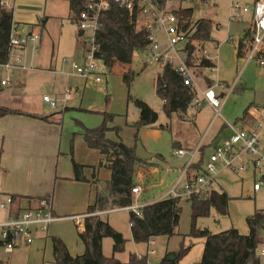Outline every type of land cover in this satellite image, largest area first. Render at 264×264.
<instances>
[{"label": "rangeland", "instance_id": "obj_1", "mask_svg": "<svg viewBox=\"0 0 264 264\" xmlns=\"http://www.w3.org/2000/svg\"><path fill=\"white\" fill-rule=\"evenodd\" d=\"M231 1L246 4L252 3L253 0H188L182 3L172 0L168 5L169 10L192 9L191 23L193 24L201 19H209L214 23L211 42L207 43L206 50L211 55L215 68L203 69L201 77L195 78L194 83L198 98L208 89L209 84L214 85L216 81L224 85L222 89L213 88L216 94H219L220 90L228 92L226 85L236 86L222 106L221 116L218 118L215 117L214 109L204 103L199 106L193 104L188 110L187 120L182 121L178 116L169 119L164 113L163 102L155 91V80L164 64L151 60L145 63V57L140 53L134 54L132 63L128 66L117 64L110 70L104 67L102 74L98 75L101 79L100 83H96L94 75L80 77L74 74L71 65H64L63 61L81 64L83 50L79 43L80 38L78 39L77 36L78 26L72 22L69 3L65 0H15L12 11L13 20L19 26L21 35L26 36L27 32H32L33 35L38 36V39L34 43H28L25 50L13 51L10 64H14L18 56H22L19 64L22 67L3 68L4 75H10L13 79L12 87L5 91L24 92L23 95H13L9 104L23 112L49 115L63 112V107L51 108L43 102L44 96L59 100L67 90L74 91V100L69 102L67 105L69 110L62 116V124L72 129L74 160L87 166L86 176L89 180L92 177V167L95 166L97 179L103 186L109 179L110 173L106 168L97 167L98 152L84 144L79 132L85 127L95 129L103 124L110 129L116 128L118 132L116 130L108 132L107 137L110 140L117 141L120 138L119 140L122 139L128 146L140 143L148 151L155 152L164 158L163 161L156 160L158 167L155 171H147L142 181L143 189L139 201H135L134 204L150 203L164 195L178 180L179 169L186 161V158L183 160L176 156L177 149L173 148L174 140L179 141L182 147L188 150H193L198 145L204 146L205 163L215 149L223 146L233 134L230 125H233L236 130L241 128L238 120L242 118L243 111L250 105L253 107L264 104V68L257 64L256 59L248 62L246 59L237 60L234 51L237 39L241 37L244 29L250 26V17L245 14L237 19H231ZM43 23L44 26L41 29ZM229 36L233 37V40H229ZM155 37L164 44L165 48H168L165 44V36L161 32L155 33ZM180 48L179 45L176 50ZM182 50L183 48L180 49ZM173 55L171 52L169 58L174 65H177L178 59ZM126 71L134 73L130 86L123 78ZM139 100L149 105L158 114V123L155 127L141 129L136 139L132 125L140 118V111L136 105ZM10 151L3 156L5 158L2 162L9 171L5 181L6 190L12 194L16 191L24 193L28 188H37L38 180L40 179V183L43 182L45 176L51 175L54 179V157H51L45 142L33 138H19L18 148ZM199 156L200 154L197 155L196 161L199 160ZM243 158L245 163H249V157ZM59 159L58 171L64 174L65 170L72 168L71 157L69 154L62 153ZM50 160L51 163L46 168L44 164ZM137 172L136 169L135 177ZM253 172L254 170L249 166L244 173H234L228 168L220 167L215 173L211 188L224 190L229 196L228 214L222 216L215 210H211L207 217H199L194 224L191 204L186 199H182L181 217L176 234L170 238L156 237L154 245L138 244L132 240L129 210H113L104 213L101 216L102 220L111 224L126 240L124 251L115 254V258L126 263L131 255L143 256L155 250L156 255L149 257V260L152 264H156L165 256L175 258V255L187 249L188 252L181 257L179 264H197L202 259L205 241L202 238L191 237L193 228L208 230L212 234L234 228L240 234L248 235L250 229L247 219L255 212H264V182L260 184L259 176H255ZM256 182L260 184V188L254 191ZM69 185L71 184H65L60 189L59 197L57 201L55 200L57 209L69 206L73 202L75 206V201L81 197L80 190H73ZM85 189H87L84 195L85 200L90 197L94 200L93 188L87 184ZM50 190L53 191V181L50 184ZM53 193L56 196V191ZM8 197L10 196L0 195V202ZM85 202L82 205L79 204L81 208L77 210L73 208L72 211L71 208L66 207H64L65 211L59 210L58 214L62 218L53 222L48 232L32 227V243L23 242L13 250L19 264H28V253L33 249L37 251L31 263L32 260L36 264L51 262L53 260L51 237L53 236L61 237L71 254H83L84 247L77 236V223L70 217L85 212L87 207ZM6 214H8L7 211H0V224L4 222ZM113 245L112 239L103 240L105 257L113 256ZM260 258V264H264V257Z\"/></svg>", "mask_w": 264, "mask_h": 264}, {"label": "trees", "instance_id": "obj_2", "mask_svg": "<svg viewBox=\"0 0 264 264\" xmlns=\"http://www.w3.org/2000/svg\"><path fill=\"white\" fill-rule=\"evenodd\" d=\"M69 3L71 20L76 23V17L85 9L88 0H65ZM185 2L188 0H177ZM1 2V0H0ZM180 22L181 30L187 34L188 42L183 47V57L186 65L193 69L194 78L199 77L203 69L215 68L213 61L205 58L204 51L207 43L211 42V31L213 22L209 19H201L191 23L193 10L182 9L171 10ZM45 22V21H44ZM44 23L41 25L43 28ZM18 25L13 20V12L0 6V65L8 64L11 60L13 50L11 49V37ZM78 31V37L81 39ZM251 32L247 29L242 38L237 42V58H247L251 50ZM83 47H84V42ZM98 51L96 57L100 59L108 70L117 64L128 66L132 63L134 54L142 53L148 48L149 32L140 29L136 25L135 16L118 6H114L108 16L100 23L96 34ZM131 71L123 74L125 83L130 86L132 80ZM155 91L163 102L165 115L170 119L178 116L182 121L196 98V88L184 84V79L171 65L163 67L161 73L155 80ZM140 111L139 121L132 125L135 129V138L143 128L155 127L158 123V114L146 103L139 100L136 102ZM196 105V104H195ZM248 109L240 120L247 116ZM22 114L21 111L0 109V116L5 114ZM33 117H37L33 115ZM47 121V117H41ZM164 129L163 126H161ZM111 130L105 124L95 129H85L84 140L89 148L100 153L99 168H106L111 172L109 181L101 182L93 179L97 186V194L92 205L88 206L83 227L78 230L79 241L84 246L82 255L73 256L65 243L56 237H52L53 256L55 264H152L149 256L131 255L128 262L123 263L115 258V254L124 251L126 240L109 223L102 220L98 212L113 209L126 208L134 204L132 189L136 187L135 172L138 165L144 164L137 157L136 146H128L123 140L113 141L107 135ZM138 140H136L137 142ZM180 143L173 141V148L178 149ZM204 146L199 148V160H194L186 172L187 182L195 184L197 176L204 173ZM197 157V156H196ZM196 159V158H195ZM86 166L73 161V177L75 182L88 183L84 176ZM95 169V168H93ZM100 187V188H99ZM100 189V190H99ZM12 198L11 211L17 217L21 214L20 202L23 197L10 196ZM182 199L191 204L193 223L199 217H207L211 210L225 216L228 214L229 196L224 190L210 189L207 193L195 194L185 197H167L155 203L146 205L142 209V217H135L130 212L129 223L132 240L135 243H150L159 236L172 237L176 234L181 217ZM250 229L248 235H242L237 229H230L218 234H212L208 230H197L193 228L191 237L204 239V250L202 259L197 264H260L261 255L259 249L264 242V212H255L247 219ZM113 240V256L107 258L103 254V240ZM0 246L3 243L0 241ZM188 252L183 249L173 260L165 256L156 264H179L180 259ZM0 264H2L0 262Z\"/></svg>", "mask_w": 264, "mask_h": 264}, {"label": "built area", "instance_id": "obj_3", "mask_svg": "<svg viewBox=\"0 0 264 264\" xmlns=\"http://www.w3.org/2000/svg\"><path fill=\"white\" fill-rule=\"evenodd\" d=\"M13 1V2H12ZM172 0H88L84 10L76 17V24L81 39L84 42V62L82 64L72 63L73 72L81 77L88 75L96 76V83H100L101 79L98 75L104 71V65L100 59L96 57L98 46L96 44V34L100 27V23L108 16V13L114 6L125 9L135 16L136 25L140 29H145L149 32L150 44L146 51L140 53L145 57V63L149 60L160 62L164 66L171 65L176 72L181 74L184 79V84L195 87L194 71L186 65L183 57V52L180 49L188 42L187 34L181 30L178 16L169 10L168 5ZM14 0H1L0 6L6 10H12ZM250 17V32L251 50L247 56V61L256 59L257 64L264 67V0H253L252 3L241 4L238 1H231L230 18L237 19L242 15ZM161 32L165 36V44L155 37V33ZM38 36L32 32H27L26 36H22L14 30L11 37V49L25 50L28 43L37 41ZM229 40H233L229 37ZM181 46L179 50L176 47ZM36 48V47H35ZM178 59V64L174 65L169 58L170 53ZM139 54V53H137ZM206 59L213 61L211 55L204 51ZM22 61V56H18L14 64L0 65L3 68H20L19 64ZM68 64L66 60L63 61ZM213 70V69H212ZM9 78H2L0 72V86L5 87L10 85ZM196 88V87H195ZM75 97V92L67 90L61 99L56 100L49 96H44L43 101L51 108L59 106L66 108L67 104ZM196 105L207 103L215 111V117L220 116L223 101L215 93L213 87L201 93V97H196L194 100ZM233 130V134L223 144L215 149L209 160L205 163L204 173L197 176L195 184L190 185L184 183L181 185V180L170 190L168 197H185L200 193H207L211 189V184L214 180L215 173L220 167L228 168L234 173H244L247 166L254 170V175L259 176L260 184L264 182V106L257 108V117L253 125L236 130L233 125L229 126ZM200 146L191 154H189V162L186 164L183 175H186L187 169L193 163L196 156L199 154ZM188 153L184 150L176 151V156L180 159L186 157ZM249 157V163H245L243 157ZM259 183L254 184V191L259 190ZM134 195L141 193V188L136 186L132 189ZM12 198L8 197L5 201L0 202V211H7L10 214ZM145 205L133 204L119 210H129L135 217H142V209ZM118 210V209H113ZM102 212L95 213L99 215ZM89 215H78L70 217L80 227L84 219ZM52 211L51 203L48 200H41L39 207L23 211L19 216L11 215L9 219L0 224V240L3 243V248L6 252H13L21 243H32L31 228L36 227L43 231H48L50 225L59 220ZM152 245L154 240L150 241ZM259 254L264 257V242L259 249ZM149 257L155 256L156 251L151 250L147 253ZM142 256L140 255L139 258Z\"/></svg>", "mask_w": 264, "mask_h": 264}, {"label": "crops", "instance_id": "obj_4", "mask_svg": "<svg viewBox=\"0 0 264 264\" xmlns=\"http://www.w3.org/2000/svg\"><path fill=\"white\" fill-rule=\"evenodd\" d=\"M11 11H13V9ZM247 29H249V28H247ZM247 29H244L243 34L241 35L240 38L243 37L244 32ZM17 32L19 34H21L19 28L17 29ZM77 36H78V34H77ZM229 37H231V36H229ZM240 38L237 39L236 44L234 46V51H235L236 58H237L236 47H237V42L239 41ZM78 39H79V37H78ZM82 41L83 40L79 39V43H80V45L82 47V50H83V59H82V63H83L84 62V47H83ZM14 51H17V50H14ZM245 59H246V62H248L247 58H245ZM237 60H239V59L237 58ZM67 62H68L67 65H71L72 63H76V62H69V61H67ZM14 68H17V67H14ZM0 72L2 74V78L3 79L9 78L10 82H11L9 86H5V87H1L0 86V109L5 108V109H10V110H15V111H21L20 109H18L16 107H12L11 104H9V103H10V98L14 97L15 95H21V94L23 95L24 92L23 91L19 92L18 90L13 91V93H12V91L11 92L5 91V89L12 87L13 79H12V77L10 75L9 76H5L4 75L3 67H0ZM199 77H201V76H199ZM199 77H196V75H195V78H199ZM209 87L222 89V88H224V85L222 83L216 81V84H214V85L213 84H209L208 88ZM226 87H228V92H224V91L220 90V93L217 94L218 97L223 101V105H224L225 101L228 99V97L230 96V94L234 91L236 86H234V84H233L232 86L226 85ZM196 97H198L197 91H196ZM262 106H264V104L263 105L253 106V107H252V105H250V106H248L245 109V111L248 109L247 116L245 117L244 120H238V122L241 125L240 129L246 128V127H249V126L253 125V123L255 122V118L257 117V108L262 107ZM57 108H53V109H57ZM68 110H69V107L66 106V108L63 110V112L52 113V114H49V115L27 113V112L21 111L22 114H13L12 113V114H5V115L0 116V195H6V196L15 195V196L23 197L24 200H22L20 202L21 213L23 211H25V210H28V209L38 208L39 207V202L41 200H48L51 203V207H52V211H53L54 215L55 216L57 215L56 217L60 218L61 216L58 214L59 210H62V211L64 210L65 211L64 207L71 208L72 211H73V208H75L77 210L78 208H81V205L86 201L85 205H87V207H86L85 212H83L81 214L74 215V216H78V215L86 214L88 206L92 205L94 203V201H95L96 194H97V186L93 184V179L97 178V173H96L97 169H96L95 166L92 167V168H95V169H93L91 180H89L87 178V176H86V168H87V166H86V168L84 170V176L89 181L88 183L75 182L74 180H72V177H73V161H75L74 160V156H73V146H72L73 139L71 137L73 133H71L72 129L69 126L65 127L64 124H62L63 123L62 122V116H63L64 113H67ZM245 111H243V112H245ZM33 114L36 115L37 117H33ZM220 116H221V114H220ZM41 117H47V121L43 120ZM184 118H185V120H187L188 116L185 115ZM85 129H89V128H86V127L83 128V130L81 132H79V134L82 136L84 144L88 147L87 143L84 140V136H83ZM135 133H136V131H135ZM19 138L20 139H22V138H24V139L33 138V139H38L39 141H42V142L46 143V145L49 148V151L51 152L50 153L51 157L52 158L54 157V159H53V162L55 163L54 179L51 177V175H48V177L45 176L43 182H41V183H40V179L39 180L37 179L38 180L37 188H31V189L28 188L26 190V192H24V193L16 191L14 194H12L8 190H6L7 189L6 188L7 184L5 183V181L7 179L9 171L7 170V168H5V165L2 162V160L5 158L3 156H5V154H7V152L9 150L12 151V150L18 148ZM142 146H143L144 150L146 151V153L150 154L151 157H150V159H148L146 161H143L144 164L138 165L137 168H136L138 172H137V177H135V180H136V183L139 186L141 185L140 186L141 187V191L143 189L142 181L144 180V177H145L147 171H149V170L150 171H155L157 169V167H158V165L156 164V160L157 161H160V160L163 161L164 160V158L162 156L156 154L155 152H150V151H148L145 148L144 145H142ZM198 147H199V145L193 150L192 149L188 150V149H185L186 147L185 148L182 147V144L180 143V146L178 147L177 151L178 150H184L188 154L185 157L186 161L184 162L182 167L179 169L180 176H179L178 180L168 189V191L164 195H162L158 199L150 201V203H145V206L149 205V204H152V203H155V202H157L159 200L167 198L168 197V193L170 192V190L180 180H181V182H180L181 185L187 182L186 175L184 176L183 172H184L186 164L189 162V154L193 153ZM62 153L70 155L71 164H72V168L70 170H65L64 174H61L58 171L59 170V165H60L59 157H60V155ZM98 154H99V163H100V153L98 152ZM185 158H183V160H185ZM181 162H183V161H181ZM50 163H51V160L48 161L47 163H45L44 166L47 168V167H49ZM99 163H98V166H99ZM78 164H80V163H78ZM80 165H83V164H80ZM83 166H85V165H83ZM171 170L172 169H170V171ZM108 171L110 173V177L105 182L109 181L110 178H111V172H110V170H108ZM52 181H53V191L51 192L50 184L52 183ZM63 182H68V183H63ZM65 184H71V185H69V187L72 188L73 190H80L82 195H81V197L78 200L75 201V204H76L75 206L73 205L74 204V202H73V204H71L69 206H63L61 209H57L56 201H57V199L59 197V191H60L61 188H63L65 186ZM87 184L90 186V188H93V190H94V192H93L94 200H92L91 197L88 200H85L84 195L87 192V189H85V186ZM41 187H43V188L41 189ZM55 191H56V196L53 193ZM90 192H91V189H90ZM133 196H134L135 201H139L140 194L139 195H134L133 194ZM135 201H134V203H135ZM53 203H54V209H53ZM79 204H81V205L78 206ZM110 211H113V210L104 211V212L100 213L99 216L101 217L104 213L110 212ZM11 215L14 216L12 211H10V214L8 213V214L5 215L6 216L5 220L9 219L11 217ZM83 223H84V221H83ZM83 223L81 224L82 226H80V227L77 225V229L78 230L82 229ZM77 236H78V234H77ZM131 236H132V234H131ZM53 237L59 238L65 243V241L61 237H59V236H53ZM78 240H79V238H78ZM51 242H52V239H51ZM65 245L67 246L66 243H65ZM67 248H68V246H67ZM36 251H37L36 249H33L32 251L30 250V252L28 253L29 254V256H28V259H29L28 264H36V262H34L33 260H32V263H31V259H32V257H34ZM14 255H15L14 252H10V253L6 252L4 250V248H3V246L2 247L0 246V262L2 264H19L18 259ZM71 255H73V254H71ZM76 255H82V254H75L73 256H76ZM52 257H53V260L51 262H45V263L43 262L42 264H51V263L55 264L54 263V256H53V243H52Z\"/></svg>", "mask_w": 264, "mask_h": 264}, {"label": "water", "instance_id": "obj_5", "mask_svg": "<svg viewBox=\"0 0 264 264\" xmlns=\"http://www.w3.org/2000/svg\"><path fill=\"white\" fill-rule=\"evenodd\" d=\"M136 154H137V157L142 161H146V160L150 159V157H151L150 154L146 153L142 144H140V143H138L136 146ZM169 259L173 260L174 257H169Z\"/></svg>", "mask_w": 264, "mask_h": 264}]
</instances>
